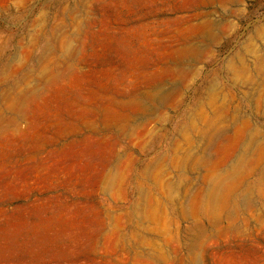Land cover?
<instances>
[{"label": "rangeland", "instance_id": "374dc122", "mask_svg": "<svg viewBox=\"0 0 264 264\" xmlns=\"http://www.w3.org/2000/svg\"><path fill=\"white\" fill-rule=\"evenodd\" d=\"M0 264H264V0H0Z\"/></svg>", "mask_w": 264, "mask_h": 264}]
</instances>
